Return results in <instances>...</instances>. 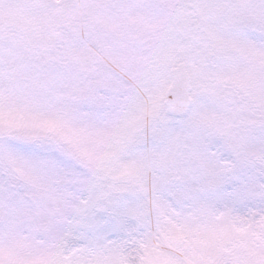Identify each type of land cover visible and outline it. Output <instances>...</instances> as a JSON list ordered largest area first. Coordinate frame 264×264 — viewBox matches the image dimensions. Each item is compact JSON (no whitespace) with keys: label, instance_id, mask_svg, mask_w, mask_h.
I'll return each instance as SVG.
<instances>
[{"label":"snow or ice","instance_id":"obj_1","mask_svg":"<svg viewBox=\"0 0 264 264\" xmlns=\"http://www.w3.org/2000/svg\"><path fill=\"white\" fill-rule=\"evenodd\" d=\"M0 264H264V0H0Z\"/></svg>","mask_w":264,"mask_h":264}]
</instances>
